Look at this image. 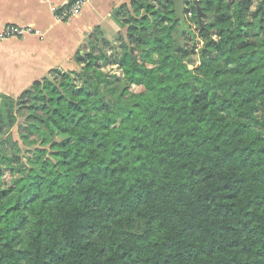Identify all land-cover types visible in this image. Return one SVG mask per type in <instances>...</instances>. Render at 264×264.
I'll return each mask as SVG.
<instances>
[{
    "label": "trees",
    "instance_id": "16d2710c",
    "mask_svg": "<svg viewBox=\"0 0 264 264\" xmlns=\"http://www.w3.org/2000/svg\"><path fill=\"white\" fill-rule=\"evenodd\" d=\"M197 1L0 93V264H264V0Z\"/></svg>",
    "mask_w": 264,
    "mask_h": 264
},
{
    "label": "crops",
    "instance_id": "0c3cea01",
    "mask_svg": "<svg viewBox=\"0 0 264 264\" xmlns=\"http://www.w3.org/2000/svg\"><path fill=\"white\" fill-rule=\"evenodd\" d=\"M69 1L0 0V30L6 26H16L32 28L43 35L0 40L1 94H14L15 90L23 85L27 89L34 81L53 69L76 70L78 65L75 61V54L79 47L84 45L82 41L87 39L95 28L104 30L106 23L115 22L114 11L128 0H88L79 17L68 21L57 20L55 11L63 9ZM91 22H97L93 30H91ZM61 23L67 24V28H76L75 35H73L75 40L70 41L69 51H60V48L56 46V40L51 38L56 35V26ZM62 62H74L75 64L71 68H65L61 66ZM19 91L22 92V90Z\"/></svg>",
    "mask_w": 264,
    "mask_h": 264
},
{
    "label": "rangeland",
    "instance_id": "374dc122",
    "mask_svg": "<svg viewBox=\"0 0 264 264\" xmlns=\"http://www.w3.org/2000/svg\"><path fill=\"white\" fill-rule=\"evenodd\" d=\"M96 23L97 22H91V30H93V28L96 27ZM64 26H66L65 31H64ZM67 30H68V32H66ZM117 30H120V27L115 22L106 23V26L103 30L105 37H106V40L107 41H114V37H115L116 33L118 32ZM87 31H89V29ZM75 32H76V28H74V27L73 28H67V24L61 23L60 25L56 26V29H55L56 35L54 37H51V38L56 40V46L58 48H60V51H67V50L69 51V47H71L70 41L73 42L75 40V37L73 36V35H75ZM82 42H84V44H86V38ZM114 43H115V45H118L117 41H114ZM107 48H108L107 51L110 52V50H109L110 47L108 46ZM61 64H62L61 66H64L65 68H71V66H73L75 63L74 62H69V63L62 62ZM58 65H55V66H58ZM78 69H79V66L76 68V70H78ZM103 71L105 73H109L111 75H119L118 71L116 70V68L114 66L107 65V66L103 67ZM25 88H26L25 85H23L22 87H20V89H17V90L14 89L16 91V92L14 91L15 92L14 94L13 93H11V94L7 93L6 95H12V96L18 97V95L21 93L19 90L23 91ZM0 100H1V102H0L1 106L5 107V111H4L5 115L4 116L6 117V124H5L4 130L8 131L11 127V124L9 123V120H8L9 118H11L10 115L14 114L15 117H18V115L16 114V111L14 109V103L12 101H10L8 98L3 99L1 95H0ZM20 123L23 124V122L18 121V124L14 128V133H15L14 137L17 139H18L17 130H18V126L20 125Z\"/></svg>",
    "mask_w": 264,
    "mask_h": 264
},
{
    "label": "built area",
    "instance_id": "2783aa9c",
    "mask_svg": "<svg viewBox=\"0 0 264 264\" xmlns=\"http://www.w3.org/2000/svg\"><path fill=\"white\" fill-rule=\"evenodd\" d=\"M88 0H70L68 5L63 9L55 11V17L59 21H68L72 18L79 17L86 5ZM28 35H41L40 32L33 30L32 28H21L16 26H6L0 30V40H8L12 38H22Z\"/></svg>",
    "mask_w": 264,
    "mask_h": 264
},
{
    "label": "water",
    "instance_id": "95a60500",
    "mask_svg": "<svg viewBox=\"0 0 264 264\" xmlns=\"http://www.w3.org/2000/svg\"><path fill=\"white\" fill-rule=\"evenodd\" d=\"M173 2H174V10H175L174 22H178L179 21L184 29H189V27L187 25L186 17H185V12H186L185 0H173ZM194 5L197 8L198 15H201L200 8H199L197 0H194ZM189 33L191 35H193L191 30H189Z\"/></svg>",
    "mask_w": 264,
    "mask_h": 264
}]
</instances>
